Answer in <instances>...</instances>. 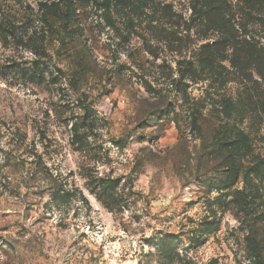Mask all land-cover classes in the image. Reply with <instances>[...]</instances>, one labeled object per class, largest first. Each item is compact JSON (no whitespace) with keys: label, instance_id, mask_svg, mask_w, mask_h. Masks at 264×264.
Returning a JSON list of instances; mask_svg holds the SVG:
<instances>
[{"label":"rangeland","instance_id":"obj_1","mask_svg":"<svg viewBox=\"0 0 264 264\" xmlns=\"http://www.w3.org/2000/svg\"><path fill=\"white\" fill-rule=\"evenodd\" d=\"M70 1L0 0V264H264V0Z\"/></svg>","mask_w":264,"mask_h":264},{"label":"trees","instance_id":"obj_2","mask_svg":"<svg viewBox=\"0 0 264 264\" xmlns=\"http://www.w3.org/2000/svg\"><path fill=\"white\" fill-rule=\"evenodd\" d=\"M111 1H114V2L127 1L128 2L129 0H107V2H111ZM62 3H65V4L62 5ZM69 5L72 6V2L70 0H47V2L39 3V6L44 9L45 14L46 12H49V17L44 19L46 21L45 24L48 30L55 32V33H65L68 35L74 34L76 32L77 27L74 28L75 25L73 24H75L74 23L75 21H73V18L71 17V14H74L75 12V7H72V9H69L71 8ZM107 6H108L107 9H109V4ZM0 33L1 34L4 33L3 28H0ZM5 33H8L6 29H5ZM64 41H65L64 39L60 40L61 42L60 45L62 46L65 45L66 42ZM229 42L232 43V41H230L228 38H222L217 41H214L211 44V47L214 48L215 51H218L221 45H224V44L228 45ZM233 43L238 44L236 41H233ZM236 46L237 45H229V47L232 48V55H231L229 62L231 63L233 67L239 68V66L242 67L244 63H260L261 62L260 57H258V55L255 54V52H253L250 47H248V49L241 50L239 49V47L237 48ZM262 73L264 74V70L262 71ZM263 74H262V79L264 80ZM247 142H248L247 136L244 133L238 131V133H236L235 139L232 140L230 143H226V145L229 144L233 149H238L246 145L248 146ZM3 160H4L3 163L7 164L8 159H3ZM230 169H231V166L229 165L228 170ZM249 239L254 247V252L256 253V260L259 261L260 260V253H259L260 247H258V244H256L255 238L250 237Z\"/></svg>","mask_w":264,"mask_h":264}]
</instances>
